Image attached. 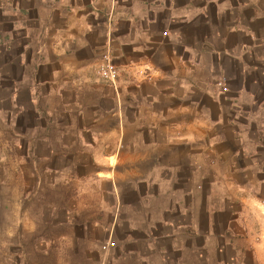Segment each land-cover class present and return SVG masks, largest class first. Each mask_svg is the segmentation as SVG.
Here are the masks:
<instances>
[{"label":"rangeland","instance_id":"rangeland-1","mask_svg":"<svg viewBox=\"0 0 264 264\" xmlns=\"http://www.w3.org/2000/svg\"><path fill=\"white\" fill-rule=\"evenodd\" d=\"M136 1L117 0L121 10H133L130 6ZM141 1L150 5L145 11L153 19L142 24L147 36L141 53L153 54L154 61L174 74L161 82L168 86L173 81L174 94L155 95L156 101L142 109L143 127H150L149 116L156 109L168 113L162 124L168 125L169 135L135 137L140 122L132 124L126 161L116 169L122 186L129 190L125 201L132 206L122 211L121 225L109 238L100 226L88 224V232L82 227L86 220L110 219L99 215V207L112 206L111 195L106 194L107 201H99L95 190V200L85 207L83 200L69 198L81 189L79 182L66 176L68 171L54 177L45 171L44 160L33 171L35 137L28 126L34 123L36 112L31 105L10 102L15 96L13 88L21 86L24 14L15 9L11 15L8 9L6 15L5 0H0V264H101L100 254L105 252V264H118V253L125 250L123 242L130 237L138 247L139 242L145 243L141 253L146 255L148 241L168 246L177 240L189 243L182 260L179 250L169 252L171 264H264V0ZM117 24L116 34H133L126 22ZM29 36L33 53L27 59L36 66L38 50L47 48L52 40ZM150 42L151 48L147 47ZM166 51H174L175 58L165 59ZM107 52L118 65L111 47L98 61ZM97 62L93 75L105 83L95 72ZM118 67L120 76L110 85L118 89L122 79L133 88L137 68L122 73ZM143 67L150 68L154 79L153 68ZM143 91L154 95L151 86ZM23 97H27L25 90ZM109 106L113 107L112 101ZM130 113L131 118L136 117L133 109ZM64 116V120L69 118ZM50 117L42 122L56 127V120ZM108 123L113 127L115 118ZM55 130L43 128L40 132L57 133ZM54 159L62 165L67 161L63 156ZM83 160L89 162L87 157ZM85 165L78 169L79 174L95 167ZM135 183L142 192L167 188L173 193V200L166 202H172V208L161 213L165 205L161 198L135 203L129 189ZM109 187L108 182L102 183L101 188ZM74 208L95 215L70 216L67 209L74 212ZM72 229L78 231V247L70 239ZM84 242L98 243L100 249L84 248ZM78 252L81 254L75 256Z\"/></svg>","mask_w":264,"mask_h":264},{"label":"crops","instance_id":"crops-1","mask_svg":"<svg viewBox=\"0 0 264 264\" xmlns=\"http://www.w3.org/2000/svg\"><path fill=\"white\" fill-rule=\"evenodd\" d=\"M22 1L5 0L4 6L6 15L8 9L11 15L15 9L24 14L21 23V37L26 40L21 53V86L13 88L15 96L10 102L13 105H31L33 107L31 109L36 112V115L32 117L34 123L28 126L31 135L35 137V140H32L33 147H35L33 166L36 164L33 171L41 168L39 167L41 160L46 162L45 171L51 172L54 177L66 174L68 171L69 174L66 176H69L70 181L79 182L81 189L72 193L69 198L70 200H83L85 207L89 206L88 201L95 200L93 193L95 190L99 195V201H107L106 194L111 195L112 206L108 203L105 206L100 204L99 207V215L110 219L86 220L82 227L85 232H88V224H92L93 227L100 226L107 231L110 238L115 228L121 225L122 211L132 206L125 201L128 199L126 191L129 190L122 186L121 175L116 171L119 164L126 161L124 153L127 138L132 136L130 129L132 124L139 122L141 124H138L140 127L134 132L135 137L169 135L167 134L168 125L165 127L162 124L163 120L167 119L168 113L160 114L156 109L149 116L152 122L150 127L147 130L143 127L145 115L142 109L145 110L147 105L156 101L155 95L174 94L173 81L168 83V86L161 85L163 79L167 81L168 77L171 78L174 75L173 71H168L154 61L153 54L141 53L146 49L142 40L147 36L146 31L142 29V24L153 21L145 11L150 5L137 0L130 6L133 10L130 8L121 10L117 0H51L50 4L37 3L43 0ZM119 21L126 22L127 30L132 29L133 34L128 31L116 34L113 29H116ZM34 22L43 26L53 23L54 31L51 34H43L27 28ZM10 23L13 25V20ZM30 34L39 40H52L47 48L38 50L36 66H31L30 60L27 59L28 55L33 53V48L30 49L32 42ZM130 41L134 42V45L130 44ZM151 42L154 40L151 39ZM151 42L147 44V47H153ZM110 47L113 56L118 60L122 73L137 68V73L134 72V74L137 75L138 81H134L133 88L126 80L121 79L118 89H115L110 84L97 81L93 75L92 67L100 59L101 53ZM168 58L173 60L175 52L166 51L165 59ZM143 66H151L154 70L155 77L149 82L143 81L138 73V69L144 68ZM34 73L35 76H33ZM146 86L153 88V96L143 91ZM24 90L27 92L26 99L23 97ZM111 101L112 108L109 106ZM131 109L136 115L135 118H131ZM64 114L69 117L67 120H64ZM50 115L53 120H56L54 121L57 123L56 127L44 123L45 121L42 122L46 116L51 119ZM112 118L116 120L113 127L108 123ZM43 128L56 129L57 133L44 134L40 132ZM183 135L188 136L186 131ZM66 137L73 139L66 140ZM73 145L80 148L72 149ZM71 152L73 155H68ZM55 156H63L67 161H63L65 164L62 165L54 159ZM84 157H87L89 162L84 161ZM88 163L95 167L89 172L79 174L78 169ZM103 182H108L110 187L101 188ZM96 185L99 189L95 188ZM129 189L133 193L135 203L144 200L147 202L149 198H161L165 200L164 207L160 208L161 213L165 214L172 208V202L169 205L166 203L168 200H173V193L168 192L167 188L162 192H142L139 185L135 183ZM73 210L74 212H71L67 209L70 216L93 217L95 215L94 213H81L82 210L80 213L75 212V208ZM77 232L72 229L70 233V239L75 246L79 244ZM94 243L84 242V248L88 249L93 246L100 249L98 243ZM123 243L125 250L118 253L120 255L118 264H171L172 258L169 252L174 249L179 250V257L182 260L187 252V250L184 252V248H190L189 243H181L178 240L172 242L170 246L163 242L148 241L145 247L150 252L146 255L141 253V248L145 243L139 242L141 247H138V242L135 239L132 240L131 237ZM100 247L102 248L101 245ZM105 253L100 254L101 264L106 263ZM80 254L78 252L75 256ZM199 256L200 253L197 252V257Z\"/></svg>","mask_w":264,"mask_h":264},{"label":"built area","instance_id":"built-area-1","mask_svg":"<svg viewBox=\"0 0 264 264\" xmlns=\"http://www.w3.org/2000/svg\"><path fill=\"white\" fill-rule=\"evenodd\" d=\"M95 72L98 78L108 84H116L119 76H120V69L118 65L113 61L110 53H104L103 57L100 61L97 62ZM139 75L146 79H152L153 74L150 71V68H142L138 69ZM113 244V242L111 243Z\"/></svg>","mask_w":264,"mask_h":264},{"label":"water","instance_id":"water-1","mask_svg":"<svg viewBox=\"0 0 264 264\" xmlns=\"http://www.w3.org/2000/svg\"><path fill=\"white\" fill-rule=\"evenodd\" d=\"M27 28H30L31 30L43 33V34H51L54 31V25L53 23H50V25H40L36 24L35 22L32 23V26H27Z\"/></svg>","mask_w":264,"mask_h":264}]
</instances>
